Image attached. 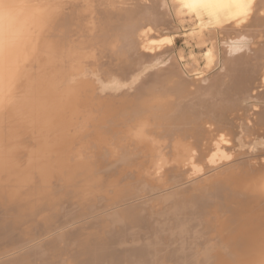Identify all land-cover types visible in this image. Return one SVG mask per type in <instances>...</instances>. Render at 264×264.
Segmentation results:
<instances>
[{
    "label": "bare ground",
    "instance_id": "bare-ground-1",
    "mask_svg": "<svg viewBox=\"0 0 264 264\" xmlns=\"http://www.w3.org/2000/svg\"><path fill=\"white\" fill-rule=\"evenodd\" d=\"M0 187L18 226L113 208L35 264H264V0H0Z\"/></svg>",
    "mask_w": 264,
    "mask_h": 264
},
{
    "label": "rangeland",
    "instance_id": "rangeland-1",
    "mask_svg": "<svg viewBox=\"0 0 264 264\" xmlns=\"http://www.w3.org/2000/svg\"><path fill=\"white\" fill-rule=\"evenodd\" d=\"M178 45L181 46V48H183V47L185 48V44L182 43V42H180V44H177V48H179ZM181 48H180V49H181ZM185 49H186L187 53L190 51L189 47H188V48L186 47ZM187 55H188V54H187ZM186 61H187V60L184 59L183 64H188V62H186ZM210 71H211V70H210ZM210 71H209V73H206L204 76H206V77H207V75H208V77H209V75L211 76L212 73H214V72L216 71V69L213 70L214 72H213V71L210 72ZM223 168H224V167H223ZM223 168L218 169V171L215 170L216 172H215V171H213V172H214V173H219V170L222 171ZM221 171H220V172H221ZM214 173L211 172V174H209V175L211 176V175L214 174ZM209 175L207 174L206 177H208ZM56 182H58V181L54 180V182H53L54 184H53L52 186H55V183H56ZM58 183H59V182H58ZM58 183H57L56 186H55L56 189H58V190H55V187H54V188L51 187V188L54 189V190L52 189L54 192L57 191V194H58V191H59V190L62 189L61 191L63 192L64 189H65L64 186H63L64 188H61L62 185L59 186ZM61 183H62V182H61ZM61 183H60V184H61ZM33 184H35V183L33 182ZM30 185H31L32 188H33L34 186H36V184H35V185H32V183H31ZM57 186H59V187L57 188ZM10 187H11V186H10ZM10 187H9V188H10ZM12 187H13V185H12ZM26 187H27V186H26ZM26 187H25V189H26ZM27 188H29V186H28ZM59 188H60V189H59ZM0 189H3V191L5 190L4 187H0ZM25 189H23V190H21V191H24ZM12 190H16V191H18L16 188H12L11 191H12ZM27 190H29V189H27ZM27 190H26V191H27ZM101 190H102V188H101ZM101 190H100V191H101ZM0 191H1V190H0ZM9 191H10V189H9ZM33 191H34V190H33ZM61 191H59V192L61 193ZM96 191H97V190H96ZM24 192H25V191H24ZM54 192H52V193H53L54 195H57V194H55ZM4 193H6V192H4ZM60 193H59V194H60ZM24 194H25V196H23V198H27V199H28V200H26V201H29V200L32 201L31 198H30V195H29V194H26V192H25ZM26 195H27V196H26ZM28 195H29V197H28ZM1 196H2L1 201H3V202L0 201V205L2 206V204H3V206L0 207V216H1V217H0V222H1V218L4 217V219H5V218H6V219H9V218H10L9 221H11V222H8L7 220H6V221L3 220L4 223H5V222H7V223H14V222H16V224H17L18 221H19V218L21 219V218L23 217V216L21 215L22 212H20L19 209H17V208L14 209V208L10 205L11 203H10L9 200L7 199V195H5V196H4V195H1ZM1 196H0V197H1ZM3 196H4V197H3ZM58 198H59V197H58ZM99 198H100V195H99V197L97 196L96 199L98 200ZM74 199H75V198H74ZM74 199H72L71 201H70V200H67V201H65V202H66V203H65L64 200H66V198H64V200H63V198H62V200H60L61 203H59V206H60V205L63 204L62 202H64V204L62 205L63 207L61 206V210H60V207L57 206V209H59L60 211H59V210L57 211V209L54 210V208H53V209H52L53 213H51L52 211H51V212L49 211V212L47 213V214H48V215H47V214H46L47 211L44 212L45 215H46V217H47V216H49V217H47L48 219L45 218V219H46V222H45L44 224H45L46 226H45V225H41L42 227L44 226L43 229H41V227H39V226H38V227H39L40 229L37 228L34 224H32L33 222L31 223L32 226H31V224H30V225L28 224V225H29L28 227H26V226L24 225V223H21V224H23V225H21V224H20V225H21V226H25V227L18 226V224H17L18 228L16 227L15 230L13 229L14 232H13V230H12V233L10 232V234H13V235L8 234V237H7L6 235H4V238H3V236L0 237L1 241L4 239V240H3L4 243H3V241H2V242L0 241V244L3 243L4 245H5L6 243L9 244V245H10V244H12V245H13V244L16 245V244H17V243H15V240H16V242H18L19 246H20V245L23 246V247H21V246H20V247H19V246H14V248H15L14 250H18V252L12 250V249H13V248H12V247H13L12 245L9 246V245H7V244H6V246H5L6 249L8 248V246H9V248L11 247L9 251H8V249H7V250L5 249V247H4L3 244H1V245H3V247L0 245V249H1V248H2V250L5 249V251H8V252L12 251L13 255H15V254H17V253H20V255H21V254H23V252H24V253H25V252H26V253L28 252L29 255H28V254H23V255H25V257L28 258L29 261H30V259H31V261L34 260V259H38L39 256H38V258H37L36 255H35V253H37V251L34 253V252H33V251H34L33 249H34V247H35V248H36L35 250H39L38 248H40V247H39V246H40V243L43 244L44 242L46 243V242H48L49 240H50V241H54V243H55V241L57 240V244H56V243H55V244H56V245H59V244L61 243V241H60L59 244H58V240H59L58 238H59V236L62 235V233H64V234L66 235V232H68V231H69V232H73V230H75L76 228H78V227H80V226H84V224H83V225L81 224L82 221L85 223V225H87V224L89 223V221H90L91 223H89L88 225L93 224L94 222L97 221V217L100 219V218H102V215L105 214V212H108V210H110V209L112 210V209H113V208L110 207V206H109L110 209H107V207H106V203H107V202L105 201L106 199H104V201H102V198H100V202L98 201V203H97V200H96L95 203H97V204H100V203L103 204V203H104L105 206H104V204H103V206H102V204H100L102 207H101L100 205H98L101 209H100L97 205H95V207H92L93 210L95 211V213H94V211L91 212V211H92V208L90 207L91 209H90L89 211H90L92 214H91V213L89 214V213H88L89 211H88V209L86 208V209H84V210H87V212L85 213V211L82 212L83 210H82V211L79 210L81 207H78L79 204H77V199H76V200H74ZM73 200L76 201V202H74V204H73ZM68 201H69V202H68ZM70 202H71V205H70V204H67V203H70ZM105 202H106V203H105ZM1 203H2V204H1ZM5 203H6V205H5ZM29 203H30V202H29ZM95 203H94V204H95ZM37 204H38V203H36V205H37ZM72 204H73V206L76 205V207H77V209H75L76 207H73V209H75V210H73V213H74V212H77L78 210L81 211V212H80L81 214L84 213V214H82V215L85 216V214H86L85 217L88 219V221L85 219V217H84L83 220L80 219V218H83L81 214H80L81 217L79 218V221H78V219H76V218L79 217L80 215H78L79 213H78V214H77V213H74V214H73V213L71 212V211H72V208H71V207H72ZM7 205H8V208H9V209L6 207L7 209L5 210V206H7ZM67 205H68L69 207H68ZM107 205H108V204H107ZM9 206H10V207H9ZM66 206H67V207H66ZM91 206H92V205H91ZM93 206H94V205H93ZM3 207H4V208H3ZM58 207H59V208H58ZM65 207H66L67 209H70V208H71V209H70L71 211H69V212L71 213V214H70L71 217L69 216V212H68V214L66 213L68 210H67V209L65 210ZM96 207H97V209H96ZM103 207H104V208H103ZM109 207H108V208H109ZM1 208H3V209L1 210ZM63 208H64V211L62 210ZM78 208H79V209H78ZM88 208H89V207H88ZM94 208H95V209H94ZM98 208H99V209H98ZM106 209H107V211H106ZM7 210H8V211H7ZM9 210H12L13 212H11V211H9ZM96 210H97V211H100V210L103 211V210H105V211H103L104 214H101L100 212H102V211H100V212L98 213ZM54 211H57V212H56L57 214L54 213ZM79 211H78V212H79ZM8 212H9V214H8ZM18 212L21 213V214H19ZM59 212H60V213H59ZM62 212H63V213H62ZM12 213H14V215H13ZM44 213H43V214H44ZM96 213L99 214V215L95 218ZM11 214H12V215H11ZM15 214H16V218H14ZM17 214H19V216H18ZM50 214H52V215L54 216V219L52 218L53 216L50 215ZM58 214H62V215H58ZM65 214H66V216H65L66 219H67V215H68V220H69V218H70L69 221L67 220V221L69 222L70 225L68 224V222H66V219H65V217L63 216V215H65ZM88 214H89L90 216H91V215L93 216V215L95 214V215L93 216L94 219H92V218H93L92 216H91L92 218L89 217ZM40 215H41V214H40ZM40 215H37V216L34 217V222H35L36 224H37L38 221L40 222V220L44 219L43 215H41V216H40ZM56 215H58V216H56ZM73 215H75L76 218H73ZM100 215H101V216H100ZM20 216H22V217H20ZM50 216H51V219H50ZM62 216H63V218H62ZM99 216H100V217H99ZM104 216H105V215H104ZM37 217H38V219H36ZM57 217H58L59 221H58ZM25 218H26V217H25ZM39 218H40V219H39ZM41 218H42V219H41ZM60 218H61V219H60ZM49 219H50V220H49ZM71 219H72V221H76V220H77L78 222H80L81 225L79 224V226H78V224H77L78 222H77V223H76V222H74V223L72 222V223H71ZM89 219H91V220H89ZM47 220H48V221H47ZM51 220H54V221H51ZM80 220H81V221H80ZM92 220H93V222H92ZM94 220H95V221H94ZM3 221H2V222H3ZM44 221H45V220H44ZM55 221H56V222H55ZM48 222H49V223H48ZM50 222H51V223H50ZM52 222H53V223H52ZM54 222H55V224H54ZM57 222L60 223V224H59L60 226L65 225V223H66V224L68 225V226H67L68 228L66 227V225H65V227L63 226L64 229L67 228L66 231L63 229V227L58 226V225H57V224H58ZM83 222H82V223H83ZM19 223H20V221H19ZM62 223H64V224H62ZM52 224H53V225H52ZM71 224H72V225H71ZM49 225H50V226H49ZM51 225H52L53 228L51 227ZM75 225H76V226H75ZM47 226H48V227H47ZM56 226H58V227H56ZM71 226H73V227H71ZM74 226H75V227H74ZM77 226H78V227H77ZM14 227H15V226H14ZM29 227H32V228H33V231H35V232H34L35 234L33 233L32 228H30V229H31V230H30ZM19 228H20V229L23 228V229L20 230ZM27 228L31 231V232L28 231V233H27V234H28V238H27L26 235H24V234H26V232H27ZM44 228H45V229H44ZM46 228H47V229H46ZM49 228H52V229L55 230V231H52V230H51V231H52V232H51V231H49V230H50ZM54 228H55V229H54ZM56 228H57L58 230H57ZM60 228H61L64 232H63ZM74 228H75V229H74ZM94 228H96V227H94ZM36 229H38V230H36ZM72 229H73V230H72ZM41 230H42V231H41ZM71 230H72V231H71ZM36 231H37V232H36ZM45 231H46L47 233H48V232L52 233L51 235H54V234H55V237H57V238H54V236L51 237V235H50V234L48 235L47 233H45ZM16 232H17V233H16ZM18 232H19V233H18ZM21 232L23 233V235H22ZM29 232H30V233H29ZM53 232H55V233L53 234ZM56 232H57V233L59 232V234H60V233H61V234H60V235H59V234L57 235ZM69 232H68V233H69ZM15 233H16L17 235H16ZM44 233H45L47 236H45ZM30 234L32 235V238H31L32 241H33V236L35 237V236L39 235V237H38V236L35 237V240L37 239V242H36L35 240H34V243L31 241V242L34 244V246H33V244H31V242L29 241V240H30V239H29V238H30V237H29ZM15 235H16V237H14V238H17V239H15V240H14L13 237H10V236H15ZM18 235H20V236H19L20 238L18 237ZM31 235H30V236H31ZM40 235H41V236H40ZM42 235H44V236H42ZM56 235H57V236H56ZM23 236H25L24 239L27 238L28 240L26 239L27 241H25V240L23 239ZM48 236H49L50 239L48 238ZM40 237H42L43 240H45L46 238H47V239H46L45 241H42V239H41ZM5 238H7V239H5ZM8 238H9V239H8ZM10 238H11V241H12V242H13V240H14L13 243L10 241ZM18 238H19V240H18ZM52 238H54V239H52ZM38 239H39V240H38ZM48 239H49V240H48ZM51 239H52V240H51ZM55 239H56V240H55ZM5 240H6V241H5ZM7 240H8V241H7ZM47 240H48V241H47ZM9 241H10V243H9ZM19 241H20L21 243H19ZM24 241H25V243H23ZM28 241H29L30 243H29ZM40 241H42V242H40ZM26 242L29 243V244H27ZM35 242H36L37 244H36ZM38 242H40V243H38ZM66 242L69 243V244H68L69 248H68V246L66 245L67 243H65V245H64V242H62V244H60L61 247H59V246H55V245H54L55 250L53 249L52 252H55L58 248H64V247H65V248H68L69 250H72L71 247L73 246V245H72L73 242H72V241H71V243H70L69 241H66ZM30 244H31V245H30ZM38 244H39V245H38ZM24 245L29 246L28 248H31V247H32V251H31V249H30V251H28L29 249L27 248V246H24ZM43 245H44V244H43ZM62 245H64V247H63ZM36 246H38V247H36ZM41 246H42V245H41ZM66 246H67V247H66ZM42 247L45 248L46 246H42ZM16 248H19V249H16ZM46 248H47V247H46ZM46 248H45V249H46ZM49 248H51V247H49ZM74 248H75V246L73 247V250H72V253H73V254H74L73 251L75 250ZM23 249H24V250H23ZM27 249H28V250H27ZM19 250H20V252H19ZM21 250H23L22 253H21ZM41 250H43V249L41 248ZM59 250H60V249H59ZM59 250H58V251H59ZM0 251H1V250H0ZM13 251H14V252H13ZM48 251H49V250H48ZM1 252H2V251H1ZM1 252H0V255L2 256V258H3V257H6V256H3V255L7 254V252H6L5 254L2 252L3 255L1 254ZM15 252H16V253H15ZM45 252H46V251H45ZM33 253H34V255H33ZM46 253H48V252H46ZM46 253H45V256L48 255V254H46ZM9 254H10V253L7 254V258H5V259H8V257H9L10 255H12V254H10V255H9ZM31 254H32V255H31ZM13 255L10 256V257H13ZM17 255L20 256L19 254H17ZM17 255H15V257H16ZM27 255H28L29 257H27ZM67 255H68V252H67ZM71 255H72V254H70V257H71ZM1 256H0V259H1ZM32 256H34V259H32V258H33ZM10 257H9V258H10ZM67 257H69V256H67ZM67 257H66V255H65V256H62V257H60V261H59V259H57L55 262H56L57 264H60V263H61V264H68V262H69V264H70L71 262L73 263V261H71L72 258H67ZM47 258H50V257L47 256ZM54 258H55V257H54ZM28 259H27V260H28ZM52 259H53V257L51 258V260H52ZM63 259H64L65 261H62ZM67 259H68V260H67ZM1 260H4V259H1ZM1 260H0V262H1ZM51 260L49 259L48 262H49V261L52 262ZM167 260L169 261V259H166V260L164 259V263H163V261H162V262H160V263H155V264H162V263L165 264V263L168 262ZM31 261H30V262H31ZM34 261H39V262H40V260H34ZM34 261H32V262L34 263ZM67 261H68V262H67ZM160 261H161V260H160ZM170 261H171V262L173 261V262H174L173 264H179V262H178L177 260H173V259H172V260H170ZM170 261L168 262V264H172ZM176 261H177L178 263H175ZM58 262H60V263H58ZM64 262H67V263H64ZM158 262H159V261H158ZM181 262H182V261H180V264H181ZM46 263H47V261H46ZM182 263L184 264V262H182ZM34 264H35V263H34ZM38 264H40V263H38ZM73 264H74V263H73Z\"/></svg>",
    "mask_w": 264,
    "mask_h": 264
}]
</instances>
